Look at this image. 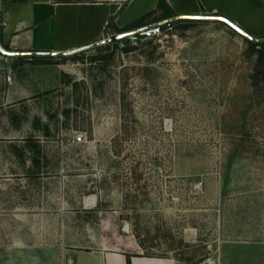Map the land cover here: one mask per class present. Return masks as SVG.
Returning a JSON list of instances; mask_svg holds the SVG:
<instances>
[{
    "label": "rangeland",
    "instance_id": "rangeland-1",
    "mask_svg": "<svg viewBox=\"0 0 264 264\" xmlns=\"http://www.w3.org/2000/svg\"><path fill=\"white\" fill-rule=\"evenodd\" d=\"M142 32L128 51L109 31L64 56L0 60V181L39 183L45 245L262 264L260 244L225 242L264 241V64L218 19Z\"/></svg>",
    "mask_w": 264,
    "mask_h": 264
},
{
    "label": "crops",
    "instance_id": "crops-1",
    "mask_svg": "<svg viewBox=\"0 0 264 264\" xmlns=\"http://www.w3.org/2000/svg\"><path fill=\"white\" fill-rule=\"evenodd\" d=\"M159 1L3 0L0 11V46L5 52L16 53L13 59L21 56L28 58L32 55L64 56L80 47L102 40L111 31L109 29L105 34V28L111 22L116 27H123L150 11L153 12L147 18L148 21L160 16L162 10L157 8ZM164 2L174 15L198 19L217 16L223 19L220 21L232 23L251 37L264 38V0H164ZM2 50H0V60L11 62L13 59L8 60ZM1 69L2 67H0V100L10 102L11 67L7 68V72ZM5 108H8L6 104L0 112H6ZM38 162L35 155V170ZM41 189L39 183L25 185L0 181V264H28L29 254L35 255V264H44V262L127 264L128 257L129 264H179L175 257L168 254H128L101 245L83 248L74 243L62 248L59 245H45L42 231L44 215L42 210L37 209V205L43 203L42 192L38 194V190ZM33 207L36 209L33 210ZM14 220L23 225H21L22 229L13 233ZM28 223H33L30 224L29 230ZM225 243L260 244L262 256H259V262L264 264V241H226Z\"/></svg>",
    "mask_w": 264,
    "mask_h": 264
},
{
    "label": "trees",
    "instance_id": "trees-1",
    "mask_svg": "<svg viewBox=\"0 0 264 264\" xmlns=\"http://www.w3.org/2000/svg\"><path fill=\"white\" fill-rule=\"evenodd\" d=\"M157 8L162 10V14L160 16L154 17L151 21H148L147 18L152 15L153 11L147 12L144 15L140 16L139 18L131 21L130 23L124 25L123 27H116L112 22L109 23L106 28H105V34L108 32L110 29L113 33V35L123 33L126 31L134 30L140 27H143L145 25H148L153 22L161 21L163 19H167L170 17H174L177 15H174V13L168 9L166 3L164 0H160L157 4ZM182 19V18H181ZM181 19H176V20H181ZM143 32H137L132 34L133 36H140ZM243 36V35H242ZM243 38L254 48V50L257 52V61L260 64H264V42H255L252 41L246 37L243 36ZM115 41L117 44L124 50L128 51L130 50L131 46L129 44V36H124L121 38H115ZM75 53V52H73ZM22 57V56H21ZM46 57L45 55H32L29 56V60H34L37 62L40 58ZM262 79H264V70H259L255 72V84H258ZM257 81V82H256ZM76 110V105L74 106L73 111ZM72 109L70 108H65L63 109V113L66 116H69L71 113ZM128 257V256H127ZM127 264H129V257L127 258Z\"/></svg>",
    "mask_w": 264,
    "mask_h": 264
},
{
    "label": "water",
    "instance_id": "water-1",
    "mask_svg": "<svg viewBox=\"0 0 264 264\" xmlns=\"http://www.w3.org/2000/svg\"><path fill=\"white\" fill-rule=\"evenodd\" d=\"M205 17H206V18H209V19L223 20L222 18L217 17V16H205ZM181 18H185V16H174V17H170V18H167V19H163V20L158 21V22H156V23H154V24H151V25H145V26H143V27H140V28H137V29H134V30H130V31H126V32H123V33H119V34L117 35V37H118V38H121V37H124V36L132 35V34H134V33L142 32V31H144V30H147L148 28H150L151 26H154V25H156V24L166 23V22L174 21V20H176V19H181ZM201 18H204V17H201ZM228 24H229L232 28H234L236 31H238L240 34H242L244 37H246V38H248V39H250V40H252V41H255V42H264V38H260V39H258V38L251 37V36H249L247 33H245L243 30H241V29H239L238 27H236L235 25H233L232 23H229V22H228ZM100 42H103V41H98V42L93 43V44H91V45L99 44ZM91 45H87V46H84V47H80V48L76 49L75 51H71V53H72V52H76V51H78V50H81V49H83V48H85V47H88V46H91ZM0 50H2L1 46H0ZM2 51H3V50H2ZM3 52L7 55V59H8V60H12V59H13V56L16 54V53H8V52H5V51H3ZM18 54H19V53H18Z\"/></svg>",
    "mask_w": 264,
    "mask_h": 264
}]
</instances>
